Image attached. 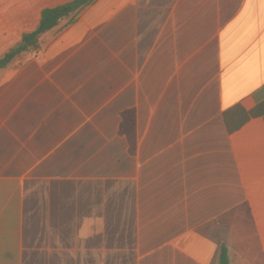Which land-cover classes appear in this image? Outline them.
<instances>
[{"label":"crops","instance_id":"0c3cea01","mask_svg":"<svg viewBox=\"0 0 264 264\" xmlns=\"http://www.w3.org/2000/svg\"><path fill=\"white\" fill-rule=\"evenodd\" d=\"M73 0H0V58ZM0 71V264H264V0H97ZM136 114L137 150L120 133Z\"/></svg>","mask_w":264,"mask_h":264},{"label":"trees","instance_id":"16d2710c","mask_svg":"<svg viewBox=\"0 0 264 264\" xmlns=\"http://www.w3.org/2000/svg\"><path fill=\"white\" fill-rule=\"evenodd\" d=\"M97 0H73L64 5L45 9L41 14V20L37 29L33 32L23 34L20 42L9 49L0 58V71L8 69L28 52L40 47L41 37L57 27L65 19H69V24L75 21L76 16L93 5ZM264 116V103H259L253 110L247 111L242 106H235L224 114L227 131L232 134L241 129L253 118ZM120 133L127 138L131 154L137 150L136 114L133 110L123 113L120 125ZM219 264H230L228 250L222 247Z\"/></svg>","mask_w":264,"mask_h":264},{"label":"rangeland","instance_id":"374dc122","mask_svg":"<svg viewBox=\"0 0 264 264\" xmlns=\"http://www.w3.org/2000/svg\"><path fill=\"white\" fill-rule=\"evenodd\" d=\"M23 61H24V56H22V57L18 60V62L14 63V64L12 65V67H13V68H16V67L22 66V65H23Z\"/></svg>","mask_w":264,"mask_h":264}]
</instances>
